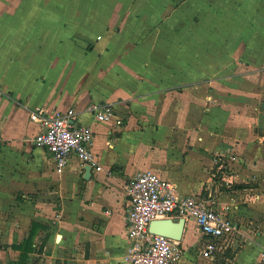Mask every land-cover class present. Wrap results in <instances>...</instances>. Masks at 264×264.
Segmentation results:
<instances>
[{
  "label": "crops",
  "instance_id": "1",
  "mask_svg": "<svg viewBox=\"0 0 264 264\" xmlns=\"http://www.w3.org/2000/svg\"><path fill=\"white\" fill-rule=\"evenodd\" d=\"M207 1L0 0V264H20L22 253L13 246L23 245L34 225L35 249L24 264H129L131 180L156 173L176 185L180 198L200 194L213 152L232 146L239 158L236 185L215 188V207H230L244 247L230 257L205 258V239L190 218L181 264H202L197 249L207 264L260 263L264 40L253 32L247 70L230 76L242 65L221 59L215 45L208 52L206 34L197 42L206 29H194L191 38L182 20L174 28L190 4L204 18L217 15ZM91 26H102L96 39ZM89 44L100 49L96 56H78ZM194 49L199 53L191 59ZM92 102L113 104L118 120L97 121L86 112ZM37 109L50 116L75 110L77 121L94 132L92 151L102 170L92 168L86 178V166L71 158L56 173L53 157L35 145L42 131L31 120Z\"/></svg>",
  "mask_w": 264,
  "mask_h": 264
},
{
  "label": "built area",
  "instance_id": "2",
  "mask_svg": "<svg viewBox=\"0 0 264 264\" xmlns=\"http://www.w3.org/2000/svg\"><path fill=\"white\" fill-rule=\"evenodd\" d=\"M3 96L0 89V99ZM86 112L99 122L108 123L117 119L116 108L109 103L92 102ZM31 120L42 127L35 138V145L53 157L56 173L62 174L71 158L80 160L82 166L102 170L92 151L94 132L77 121L75 110L50 116L44 110L37 109L31 113ZM238 160V155L232 149L216 151L209 183L212 187H205L200 194L182 198L178 196L176 185L159 174L146 172L133 178L126 187L129 198L126 215L129 239L127 262L181 264L184 256L181 242L154 234L149 229L151 222L164 219H196L205 239L202 255L211 260L226 255L239 237L240 225L230 215L229 206L215 207V188L224 191L234 189L236 174L233 166ZM259 264H264V249Z\"/></svg>",
  "mask_w": 264,
  "mask_h": 264
},
{
  "label": "rangeland",
  "instance_id": "3",
  "mask_svg": "<svg viewBox=\"0 0 264 264\" xmlns=\"http://www.w3.org/2000/svg\"><path fill=\"white\" fill-rule=\"evenodd\" d=\"M199 5L200 7L204 6V3L203 4L199 3ZM206 5H207L206 8L207 10L216 9L217 15L204 18L200 15V12L198 11L199 8L197 9L198 5L190 4L187 10L189 11V15L188 16L186 15L185 18L182 19H178V20L176 19L174 28L176 29L177 27H179L178 24L180 23L181 20H182L181 25L185 27L186 30L191 29L189 30L191 32L194 29L197 31L198 30L197 28L199 26H202L204 29H206V31L204 30V34H199V33L196 34V41L203 43V39L206 34L207 45H208L207 51L210 52L211 46L215 45L213 51L214 53H217L221 59L222 58L226 59L228 60V62L239 61L240 63L239 65L242 66L235 67L233 68L232 71L229 72L230 73L229 75L232 77L239 75L241 71L247 70V67L245 65V58L248 47L249 45H251V41L253 37L252 35H254L253 32L255 33L256 36H259L260 41L264 40V25H263L264 0H217V1L212 0V1H207ZM79 7L80 9L83 8L82 3L79 4ZM108 13L111 14V10ZM203 25L206 27H204ZM101 28L102 26L92 27L91 29L92 33L90 34V36L92 35L94 39H96L97 35L100 34V31L103 30ZM193 36L195 37V34H193L192 32L191 38ZM230 45H231V49H233L232 54L230 51ZM83 46L84 48L78 50V53L80 54L78 56L82 58L83 56H88L89 53H91L90 55L91 58L95 57L96 54L100 51V49H95V46L92 44L83 45ZM195 53H199V52L195 49L191 50L190 52L191 59L193 58ZM235 55L237 59H234ZM149 56L150 55H145V57H149ZM196 111L197 110L195 109V107H191V117L195 121L200 116L199 113H197ZM204 113H207V111H204ZM222 149L234 150V147L233 146L232 148L222 147L219 150ZM215 152H213V155ZM234 152L236 155H238L235 150ZM211 173L208 182L206 183L207 185L206 187H212V184L209 185L211 181L210 177H212ZM241 240H242L241 238H237L235 240V245L233 248H231V254L229 252L230 250L228 251L229 253L227 252V255H229V257L232 256V253L244 247L243 245L245 244V242H241ZM196 251L197 252L194 253L192 252L194 256H196L197 259L202 262V264H207V261L200 260L199 256L201 255L199 253V249H197Z\"/></svg>",
  "mask_w": 264,
  "mask_h": 264
},
{
  "label": "water",
  "instance_id": "4",
  "mask_svg": "<svg viewBox=\"0 0 264 264\" xmlns=\"http://www.w3.org/2000/svg\"><path fill=\"white\" fill-rule=\"evenodd\" d=\"M85 169L87 178L91 174L92 167L87 165ZM185 223L186 220L184 218L155 220L151 222L149 229L154 234L181 241Z\"/></svg>",
  "mask_w": 264,
  "mask_h": 264
},
{
  "label": "trees",
  "instance_id": "5",
  "mask_svg": "<svg viewBox=\"0 0 264 264\" xmlns=\"http://www.w3.org/2000/svg\"><path fill=\"white\" fill-rule=\"evenodd\" d=\"M37 226L38 225H34V228L31 232V235L29 237V239L23 244V245H14L13 248L15 250H19L21 251V258H20V264H24V261L27 260L28 258V254L32 251H34V243H33V240H34V237L36 235V232H37Z\"/></svg>",
  "mask_w": 264,
  "mask_h": 264
}]
</instances>
